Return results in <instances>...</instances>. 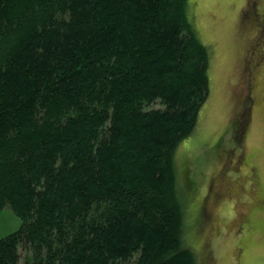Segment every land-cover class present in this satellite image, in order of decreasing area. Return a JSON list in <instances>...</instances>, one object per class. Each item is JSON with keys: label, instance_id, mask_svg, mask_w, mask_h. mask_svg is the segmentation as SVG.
Wrapping results in <instances>:
<instances>
[{"label": "trees", "instance_id": "16d2710c", "mask_svg": "<svg viewBox=\"0 0 264 264\" xmlns=\"http://www.w3.org/2000/svg\"><path fill=\"white\" fill-rule=\"evenodd\" d=\"M187 1L0 0V210L21 220L0 264H198L175 152L210 57Z\"/></svg>", "mask_w": 264, "mask_h": 264}, {"label": "rangeland", "instance_id": "374dc122", "mask_svg": "<svg viewBox=\"0 0 264 264\" xmlns=\"http://www.w3.org/2000/svg\"><path fill=\"white\" fill-rule=\"evenodd\" d=\"M250 7L264 11V0L187 1V18L210 57L209 96L196 130L175 152L185 238L198 264H264V209L254 205L264 194V55L255 67L249 59L251 48L264 50V31L246 15ZM251 67L254 102L245 105L247 125L236 145L231 124L244 109ZM236 154L256 167L257 184L249 170L232 167ZM20 224L8 206L0 210V238Z\"/></svg>", "mask_w": 264, "mask_h": 264}, {"label": "flooded vegetation", "instance_id": "af4514ba", "mask_svg": "<svg viewBox=\"0 0 264 264\" xmlns=\"http://www.w3.org/2000/svg\"><path fill=\"white\" fill-rule=\"evenodd\" d=\"M249 9H250L249 10L250 12H248V8L246 9V11H247L246 12V15L248 17L253 16V15L255 17H257V21H258L259 25L262 27V31H264V11L256 12L257 11L256 10V7L255 8L254 7H250ZM263 55H264V50L259 52L255 47L254 48H251L249 50V59L251 60L250 62L253 61V66L259 63L260 58L263 57ZM254 67H251L252 69L248 70L249 71L248 72L249 73L248 74L249 75L248 76L249 77L248 78V82L247 81H244L243 82L244 84H246V87L245 88H246V93L247 94H246V96L244 98V103H243L244 104V109H242L239 112V115L238 116H240V117L243 118V123H242L243 125H241V126L244 128V131H245L246 125H247V115H248L247 112H246L247 109H248V107H246V106H247V104L248 105H251L254 102L253 96H251V89H252L251 86H250L251 83L248 86V84H249V82H250V80L252 78V75L250 73L252 72V70L254 69ZM237 124H239V120H238V123ZM244 131L242 132V135H243ZM242 135H239V138H238L234 134V137L235 138L232 140L233 141L232 143H234V141H235V143L237 145L238 142H239V140L241 142V138L243 137ZM232 157L233 156L231 155L230 156V160L232 162V167H234L235 169L239 168L240 170L243 169V168H244L243 170H249L250 171L249 176L252 177V180L251 181L254 184H257V180H258V175L256 174V170L257 169H255L256 167L253 166V164H249L248 163L247 157H244L243 158L239 154L238 155L236 154L233 159H232ZM225 171L226 170H223L222 176H224V172ZM227 171H229V170H227ZM225 176H227L226 175V172H225ZM253 183H251V184H253ZM255 196H256V199H255L256 201H254V205L257 204L258 205L257 206L258 208L264 209V194H262V193L259 192Z\"/></svg>", "mask_w": 264, "mask_h": 264}]
</instances>
